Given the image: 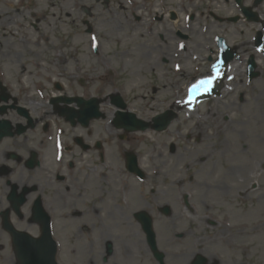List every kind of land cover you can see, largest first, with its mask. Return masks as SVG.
<instances>
[{
  "label": "flooded vegetation",
  "instance_id": "obj_1",
  "mask_svg": "<svg viewBox=\"0 0 264 264\" xmlns=\"http://www.w3.org/2000/svg\"><path fill=\"white\" fill-rule=\"evenodd\" d=\"M247 2L264 16V0L258 5L256 0ZM5 7L10 11L8 3ZM96 7L80 9L91 18L96 16ZM15 13L11 18L7 13L9 24L20 17L19 10ZM259 23L264 54L262 17ZM82 24L90 27L87 20ZM88 27L86 33L93 31ZM150 34L154 35L153 29ZM0 56L8 64L0 62V109L5 107L0 119L12 124L14 133L0 141V238L5 241L0 243V252L11 256L0 259V264H17L7 227L39 237L41 221L47 218L56 238H64L66 231L68 238L85 243L92 255L89 264H95L94 254L98 264H264L259 256L253 257L262 246L260 239L252 243L251 238L262 236L264 225L260 217L257 225L251 223L247 168L237 184L224 180L216 185L211 180L199 181L202 170L196 160L189 165L183 162L180 182L172 183L170 155L176 149L169 147L168 156L139 152L148 144L131 134H120L116 120L107 117L104 101L97 97L92 98L99 100L100 117L92 120L80 118L78 102L67 105L59 100L92 99L87 82L76 80L75 71L67 78L66 87L72 93L55 82L54 93L63 94L47 100L38 95L45 86L26 87L10 79L9 68L14 61L21 63L22 55L14 61L11 54ZM240 57L230 65L236 68ZM37 61L40 55H32L31 74L42 77ZM66 61L64 56L61 62ZM159 61L164 66L170 63L165 58ZM249 61L239 68L246 79ZM26 72L23 65L22 73ZM76 86L87 90L86 95H77ZM191 155L195 157L196 151ZM192 167L194 172L189 174ZM257 187L264 200V183ZM235 206L241 223L233 219Z\"/></svg>",
  "mask_w": 264,
  "mask_h": 264
},
{
  "label": "rangeland",
  "instance_id": "obj_2",
  "mask_svg": "<svg viewBox=\"0 0 264 264\" xmlns=\"http://www.w3.org/2000/svg\"><path fill=\"white\" fill-rule=\"evenodd\" d=\"M14 1L17 6L14 8L10 6L9 11L0 0V54H11L12 61L18 59V55H22L21 63L14 61L9 68L11 80L15 81L17 75H21V67L26 65V75L32 76L31 81L33 79L39 81V78H35V75L31 74L29 62L32 55L39 54L43 67L47 69L43 72L42 79L48 81L49 84L46 87L50 91V95L54 94V81L67 84L71 73L76 71L79 73L78 77H85L88 79V83L90 82L91 95L108 98L118 93L129 101L131 110L140 114L143 112L144 115H142L147 118L158 116L171 107H177V104L185 98V87L196 77L209 74L210 63L205 57L211 54L207 47L212 46V38L215 36L226 38L229 45H232L233 41L234 46L239 49V56L244 58L248 55L257 56L254 43L251 46L243 45V43L248 40L252 43L254 33L260 29V26L253 25L254 29L251 28L248 31L250 28L247 25L246 34L241 35L239 26L233 27L234 30L226 22L216 24V21L209 17L210 10L215 11L221 18L231 9L225 0H110L111 4L108 10L101 7L96 8L95 13L98 16L96 20L92 21L96 26L92 35L98 39L100 51L98 55L92 52L91 36L87 37L83 34V26L77 20L79 17V19L83 17L82 14L71 9L72 0H44V2L42 0H25L21 6L18 5L19 0ZM92 2L87 0L85 4L89 5ZM155 3L162 5V8L160 6L156 10ZM29 7H39L36 21L31 16ZM43 8L47 11L41 14L40 11ZM139 9H141L139 15L142 17V21L136 22L133 14ZM15 10L20 11L18 14L20 17L15 21L16 23L9 24L11 22L9 18L16 14ZM157 12H160V15L167 12L176 13V20L169 22L170 25L168 24L171 30V39L167 45L159 38L149 36L150 28L155 27L159 30L162 27L160 22L155 20ZM7 13L9 18L6 16ZM67 13L70 15L69 17ZM187 16H194L197 23L192 22V25L189 26V22L186 20ZM177 19L181 20L186 30L191 28L196 32L194 37L184 41L190 46L188 48L190 52L188 54L179 52L180 58L176 57L177 44L182 42L180 34L184 33L175 28L174 24ZM33 24L37 29L33 28ZM202 29L206 32H203ZM235 33L237 35H234ZM156 46H161L168 57L172 52L171 64L164 66L159 62L158 56L161 50L160 53L158 50L156 53L154 52L155 55L152 54L151 57L142 59L149 52L152 53V47ZM55 53L67 55L68 63L55 68ZM194 57L198 59L195 60ZM209 58L208 56V60ZM260 61L259 73L261 76L252 81L250 85L235 86L236 83L239 84L238 78L229 81L230 83L225 81V85L228 86L227 92L223 93L225 98L208 99L203 108L198 111L199 117L203 118L201 122L191 121V118H188V113L180 111L177 121H174L167 132L154 135V141L147 139L151 144L147 150L155 152V154L166 149V147H155L153 145L155 142L163 141L168 146L171 144L168 140L172 139L178 145L177 153L170 156L171 179L169 180L171 182L181 179L180 174L184 172L182 170L183 162L191 163L194 160L199 163L196 167L202 170L198 173L200 182L211 180L212 184L216 183L217 185L226 180L228 184H237L236 177H243L245 168H247L246 177L249 175L250 182H259L261 178V176L259 178V173L264 165V144L256 139L259 136L264 138V59L260 58ZM0 62L8 66L2 56H0ZM127 62L128 66L124 67L123 65ZM176 63H180L179 70L174 69ZM50 65L52 68L49 67ZM158 65L161 66V69H158ZM162 67H165L164 71L167 69L165 76L161 75ZM197 69L200 70L197 71ZM112 70L113 74H111ZM40 73L42 74V72ZM62 74H66L64 80ZM155 87H157L158 93L154 92ZM76 89L79 93L83 91L79 86H76ZM241 96H244L243 101H241ZM106 110L108 113L114 111L110 100H108ZM226 117L228 120L225 121ZM219 119L225 123V126L223 133L215 134L213 130L216 131L215 123ZM208 121L210 124H207ZM226 126H228V132L225 131ZM193 129L196 134L203 133L202 141L198 145L193 140L196 137L195 134L192 140L186 139ZM233 129L236 131L235 133H232ZM179 131H181V135H179ZM147 137L152 139L150 135ZM193 151H196L195 157L191 155ZM189 171L190 173L194 172L193 167ZM208 174L210 175L208 176ZM261 182L264 183V175ZM250 195V207L257 208L260 197L255 192ZM261 201L263 206L260 219L264 224V200L261 199ZM237 208L238 206H235L233 219L235 222L241 223V216L238 219L235 216L237 212H240ZM252 220L256 225L258 224L256 222L258 219L255 221L252 218ZM63 235L64 238L57 237L60 242L58 262L60 264H89L92 255L85 249V243L81 240L75 241V238H68L66 231L63 232ZM259 239L262 251H254L253 257L259 256V260H263L264 263V234ZM251 241L253 240L251 239ZM4 242V239L0 238V243ZM6 256L9 257L10 254L4 251L0 252V259L3 260ZM95 256L96 254H94L93 261L98 264ZM252 262H255V259H252Z\"/></svg>",
  "mask_w": 264,
  "mask_h": 264
},
{
  "label": "water",
  "instance_id": "obj_3",
  "mask_svg": "<svg viewBox=\"0 0 264 264\" xmlns=\"http://www.w3.org/2000/svg\"><path fill=\"white\" fill-rule=\"evenodd\" d=\"M21 245L17 238L16 246ZM57 246L47 234L40 242H30L28 245H22L17 258L20 264H57L56 263Z\"/></svg>",
  "mask_w": 264,
  "mask_h": 264
},
{
  "label": "bare ground",
  "instance_id": "obj_4",
  "mask_svg": "<svg viewBox=\"0 0 264 264\" xmlns=\"http://www.w3.org/2000/svg\"><path fill=\"white\" fill-rule=\"evenodd\" d=\"M42 12H43V14L45 13V9L43 8L42 9ZM175 26L176 27H178L181 31L183 30V32H186L184 29H183V25L181 24V22L180 21H176V24H175ZM146 50V49H145ZM159 50V53H160V50H161V55H164V52H163V50H162V47L160 46V47H158V46H156V47H152V53H148V55L147 56H143L142 57V59L143 58H147V57H149V55L150 54H154L155 55V53H156V51H158ZM186 50V49H185ZM148 52V51H147ZM155 52V53H154ZM172 53V52H171ZM171 53H170V55H171ZM148 59H151V58H148ZM158 59H159V57H158ZM156 60V59H155ZM124 67H127L128 66V62L125 64V65H123ZM136 84H137V82H135ZM154 92L155 93H158V89H157V87H155V89H154ZM178 110H179V108H178ZM216 124V131H214L213 130V132H215V134H220V133H223V128H224V126H225V123H223L222 122V120H218V122L217 123H215ZM225 128H227V129H225V131H227L228 132V126H226ZM151 130L150 131H155L153 128H150ZM150 131H145L144 133H146V134H149L150 133ZM235 133L236 131L233 129V131H232V133ZM256 139H258V140H260L261 141V143L262 144H264V138L262 139V137H258V138H256Z\"/></svg>",
  "mask_w": 264,
  "mask_h": 264
},
{
  "label": "snow or ice",
  "instance_id": "obj_5",
  "mask_svg": "<svg viewBox=\"0 0 264 264\" xmlns=\"http://www.w3.org/2000/svg\"><path fill=\"white\" fill-rule=\"evenodd\" d=\"M93 39L95 40V38H93ZM216 78L217 77L212 76L209 79L200 80L198 83H196L192 86V88L190 89V92L191 93L199 92L202 86L210 85L213 82V80ZM189 103H191V101H189Z\"/></svg>",
  "mask_w": 264,
  "mask_h": 264
}]
</instances>
